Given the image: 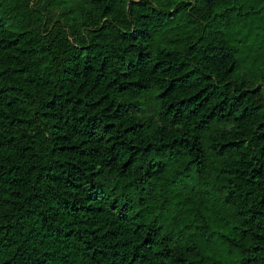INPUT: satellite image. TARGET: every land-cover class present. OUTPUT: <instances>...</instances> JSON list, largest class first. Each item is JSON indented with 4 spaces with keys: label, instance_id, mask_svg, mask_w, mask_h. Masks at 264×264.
Instances as JSON below:
<instances>
[{
    "label": "trees",
    "instance_id": "1",
    "mask_svg": "<svg viewBox=\"0 0 264 264\" xmlns=\"http://www.w3.org/2000/svg\"><path fill=\"white\" fill-rule=\"evenodd\" d=\"M71 1L0 0V264H264V0Z\"/></svg>",
    "mask_w": 264,
    "mask_h": 264
},
{
    "label": "rangeland",
    "instance_id": "2",
    "mask_svg": "<svg viewBox=\"0 0 264 264\" xmlns=\"http://www.w3.org/2000/svg\"><path fill=\"white\" fill-rule=\"evenodd\" d=\"M55 15L61 19L67 18L80 23L86 16V7L80 3L79 0H73L71 2L56 6Z\"/></svg>",
    "mask_w": 264,
    "mask_h": 264
}]
</instances>
